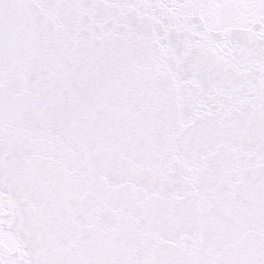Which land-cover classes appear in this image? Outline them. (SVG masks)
<instances>
[{"label": "snow or ice", "instance_id": "snow-or-ice-1", "mask_svg": "<svg viewBox=\"0 0 264 264\" xmlns=\"http://www.w3.org/2000/svg\"><path fill=\"white\" fill-rule=\"evenodd\" d=\"M0 264H264V0H0Z\"/></svg>", "mask_w": 264, "mask_h": 264}]
</instances>
